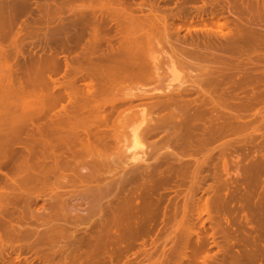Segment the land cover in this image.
I'll use <instances>...</instances> for the list:
<instances>
[{"label": "bare ground", "instance_id": "obj_1", "mask_svg": "<svg viewBox=\"0 0 264 264\" xmlns=\"http://www.w3.org/2000/svg\"><path fill=\"white\" fill-rule=\"evenodd\" d=\"M74 1L76 2V0H19V1H16V0L15 1L0 0V39H2L1 37H4L3 39H5V37L7 38V36H9L8 34L10 33V31L15 30V31H12L11 33L14 32V34L20 38L19 40L16 39V40H18V42H20V40L25 41V39L34 38L31 40V42L33 40L37 39L35 41V45L39 44L40 49H42V51H41L42 53L41 52L36 53V52H38L37 51L38 45L36 47L37 48L36 51L35 50H29L30 47L29 48L25 47L30 51L31 57H32V58L29 57L28 60L30 58L32 60L31 59H30V61L26 60L28 62L27 64L26 63L24 64V62H23L24 60H23L22 62L25 66L21 62H19L21 64V66H18L19 64H17V66H15L16 65L15 63L17 62V60H15L16 62H13L12 65L15 64L14 66L16 68L17 67H20V68L25 67V68L24 69L22 68L23 70L21 69V71L19 68L16 69V70L19 69L18 71H20V73H21L20 76H18L19 73L17 71L18 75L16 76V78L14 77L15 74L12 73L13 69H11L12 71L9 73V75L12 73L13 77L7 76V79H9L10 77L13 79H9V86L8 87L4 86L5 88L4 89L2 88L3 89L2 91L0 90V264H32L33 260H35V259L37 261L41 262V264H94L95 262L97 263V261L100 264H113L114 256L112 254L115 252V250H116V253L118 254V257L116 256V258H119V255H122V257H123V254H125L127 250H130V248H132V249L134 248V249H136V251H132L130 253V255H126L125 256L126 259L129 258L131 260L137 261V263L141 262L142 260H145L150 254V252H149L150 248L149 247L154 246V245H158L155 243L159 242V241H154L153 236L151 237V236L147 235L146 236L147 238L144 237V235L148 231V230H146L147 226H148L147 223L151 222L150 219H151V216L153 214L152 209L154 210V208L156 206L154 208H152V203L150 200L152 198H150V197L148 198V196L149 195L151 196V194L146 193L148 190L144 191L148 196L146 194L142 195L141 193H143V192L138 193L137 190H134L135 193L134 192L131 193L130 192L131 190H129L130 194L127 197L122 195L123 199L122 198L117 199V200L122 199L123 201H121V202H120V200L116 201V197H118L117 196L118 192H120L121 189H123L127 185V183L130 184V181L133 182L135 177H139V175L141 176L142 173H145L146 171H149L150 169H154L155 167H157L156 165H158L160 163V161H162L163 159H166V158L171 156V157H174V159H176V160H180L178 158L177 153L174 152L173 148H172V150H166L163 153L157 152L155 155H153L151 153V149L149 150L148 148L151 147V145H152L153 146L152 151H154V150H158L160 144H164L167 147H174L175 144L179 145V144H181V142H183L182 144H184L185 138L183 137L184 138V140H183L182 136L187 134V132L191 128V122L193 121V118H195V119L197 117L199 118L200 114L203 113L200 110V112H194L193 114H191L190 110L192 112L191 108L194 107L192 104H195L194 102L196 100H198L200 96L204 97L203 101L200 100V101H202V103H200V104H203V106L205 105L206 102H207V104H209L208 102H210V99L213 100L214 98L212 99V97H211L212 95H209L210 97L204 96L206 94L207 95L210 94V92L213 90V87L211 88L208 86L214 82L217 85V82L215 80H218V78H220V77H221V79H223L225 76L230 77V76H228V75H230L229 74L230 71L232 72V70H233V72H234V69L236 68V67L233 68L234 67L233 59L238 58V56H243V54H244L243 50L245 49L244 47H246V46L250 47V45L255 46L256 42H258V40H259L258 36H257L258 38L256 36H254V33H257V31L253 32L252 31L253 29L252 30L250 29L251 26L249 27L250 24L249 25L245 24V26H248V27L245 28L243 26L244 28H242V27H241L242 29L239 28L241 33H240V31H238L239 29L236 28L238 32H237V34H235L236 36L233 35L234 39H232L233 37L230 38L232 41H230V39L229 40L227 39L228 42H226V43L220 42L222 46L219 45L220 43L218 44L219 46H221L218 49H216V51H215L218 53H215L214 50H212V49L206 50V48H205L206 51H203L204 50L203 49V50H201L203 52H201L200 48L202 49V47H203L202 45L200 48H198L199 47L198 45H196L197 47H195V43L197 40L195 41L194 46L192 45L193 42H192V44L190 42H186V45H187V43H190L189 45L186 46L185 44H183V43H185V41L182 40L185 37H183L181 40L179 38L180 36L178 33L180 32V29H181V26L179 24L182 23L181 21L183 19L185 20L187 18L186 17L187 15L186 16L184 15L185 14V12H183L184 10L182 11L183 8L180 9L181 7H179L178 10L175 9L177 12L174 9H171V10L167 11L166 13H164V15L161 17V20H160L161 23L164 22V25L162 24L163 26L161 27V24H159L160 26L157 24H154L155 23L154 22L155 17L158 18L159 15L157 17V14H153V12H157V11L161 10V9L158 10V8L156 6L157 5L156 3L159 0L158 1L156 0L157 2L155 1V3L153 1H152L153 3H151L150 0H77V1H81V3H84L87 1L88 2L93 1V2H96L97 5L92 6L93 3H91L90 7L82 5L81 7H78V9H74L76 7H73V9L71 7H67V4H69L70 2H74ZM189 1H192L190 3H193V1L197 2V0H182V2H180V3L184 4V3L189 2ZM213 1L214 0H212V3H214ZM201 2H202V5L200 4V6H199V4H198V6L196 7L197 10L195 12L200 21H196V20H194L193 16H190L189 20H187V23L190 24V26L194 25V24L199 25V23H201V21H202V23L204 25H210V24H211V26H213V24L217 25L216 22H218V20H216V19H215L216 21L214 20L215 15L214 16H212V14L207 15L208 14L207 13L206 15L209 16L208 19H205L202 17L203 14L205 16V11H207L206 10L207 8H205V4L207 5L208 2L206 3L204 0H201ZM197 3H199V2H197ZM31 4L34 5L35 10L36 9L38 10L39 13L35 12V14L36 13L38 14V17L37 16L34 17L33 14L30 13L31 10L33 11V9L30 10V6H32ZM178 4H179V2L176 3V5H178ZM186 4H189V3H186ZM209 4L207 6L210 8L211 4L210 5ZM227 6H228V4H227ZM203 7L205 8V10ZM211 7H213V6H211ZM65 9L67 10V13H66ZM223 9L224 8H222V10ZM164 10H165V8H164ZM173 10L175 11L174 13H173ZM192 11H194V10H192ZM192 11H190V12H192ZM160 12H162V14H163L164 11L161 10ZM201 12H203V13H201ZM217 12H219V11H217ZM230 12H232V10H230ZM132 13H133V15H132ZM134 13L140 14L145 19L150 18L152 20V18L154 17L153 21L147 19L148 22L151 21L153 23H151V22L146 23L147 21L143 18H141L142 22H143V20H145V21L143 23L139 21L140 22L139 23L137 21L138 19L136 20V18H139L138 14H136L135 20H134V21H136V23L135 22L127 23L125 21L126 18H131L132 16H134ZM31 14H32V16H30ZM226 14H223V16H226ZM234 14L237 15V13H234ZM27 15L29 18L30 17L36 18L35 22L34 21L30 22L29 20H31L32 18L27 19V17H26ZM193 15H194V13H193ZM219 15H221L220 12H219ZM19 18H21L23 20L18 21ZM240 18H241V16H240ZM176 19H178V22H180V23H178V26L176 24L177 27H176V29H174L173 24H175V23H173V22ZM221 19L223 20V22L219 21L220 23H218L219 24L218 27L221 30V35H223L222 29L225 30V28H227V21L229 20V17H228V20H225L226 19L225 17H223ZM221 19H219V20H221ZM162 20H163V22H162ZM179 20H181V21H179ZM32 22H34V23H32ZM157 22L158 21L156 20V23ZM194 22H197V23H194ZM31 23L34 24V26L36 23H38L39 26H38V24H36L38 27L37 26L34 27V26H32ZM187 23H186V27L188 26ZM248 23H250V22H248ZM110 24H114L115 34H114V36L112 34L111 35L113 37H115L116 42L114 41V39H111L112 36H108V34H109L108 30H109ZM241 24H242V22H241ZM42 25H43V27H42ZM182 26H184V25H182ZM201 26H202V24H201ZM191 27L193 28V26H191ZM191 27H189V28H191ZM230 27H232V26H230ZM194 28H196V27H194ZM257 28H259V27H257ZM257 28H255V29H257ZM172 29L174 31L176 30L174 33L177 32V36H176V38L174 37V39H170L173 37L169 36V33H168ZM261 29L259 30V32L262 31ZM263 29H264V26H263ZM157 31L161 32L160 34H164V37L163 36L162 37L165 39L164 42L168 44V52L165 50L163 51L167 54L165 57V60H166L165 63H167L166 65L168 66V69L171 72H174L175 62H179L180 65L183 64L184 65L183 68L188 69L187 70L188 77H187V79L183 78V82L182 81L178 82L176 85L171 84L169 82L164 88H161V89L157 85V84H159L158 82L161 80L160 79L157 82V80H158L157 78H159L158 71L160 70V68H159L160 65H158V61H160V60H158L159 57H157L156 55L153 54L154 52H156V50L157 51L160 50L159 48L158 49L156 48V47H159V46H156V44L160 43L159 39H157V37L155 38V33H157ZM192 31H193V29H192ZM171 32H173V31H171ZM252 32H253V34H252ZM263 32H264V30L262 31V33ZM14 34H12V35H14ZM214 34H216V33H214ZM218 34L220 35V33H218ZM165 35H167V36H165ZM170 35H173V34H170ZM207 35H208V33H207ZM255 35H257V34H255ZM260 35H261L262 40H264V37H262V35H264V33L260 34ZM184 36H185V34H184ZM216 36H217V34H216ZM223 36H225V35H223ZM228 36H231V35H228ZM177 37L179 38V40ZM226 37H227V35H226ZM191 39L192 38H190V40ZM82 40H83V43H81ZM173 40H174V42H177L179 44V46L181 44L182 47L181 46L180 47L182 49L180 47L178 48V46H176V43H174ZM22 41L19 44V47H17V45L14 46L16 48V50H15V54L17 55L16 57H18V55H20V54L21 55L24 54L23 56L26 57V54L29 53V51H27L28 53L27 52L25 53L24 51H22V50H24V49H22V47L24 45V44L22 45V43H23ZM37 41L39 43H37ZM186 41H188V40H186ZM191 41H194V40H191ZM18 42H16V44H18ZM202 43H203V41H202ZM31 44H29V45H31ZM183 45L185 47H183ZM24 46H26V45H24ZM215 46H217V45H215ZM261 46H264V45L262 44ZM31 47H32V45H31ZM33 47H32V49H33ZM160 47H161V45H160ZM248 47H246V48H248ZM254 48L257 49V47H254ZM8 49L3 50V51H7ZM27 49H25V50H27ZM248 49H245V50H247L246 54L249 53L248 55H250V54L255 53V52L250 53V52L254 51V50H252V48H251V51H250V49L248 51ZM9 50H11V49H9ZM9 50H8L9 54L6 52L5 55L6 56H10V55L13 56L12 53L14 51L10 53ZM162 50L163 49H161V51H159V52L161 53ZM260 51H259V53H260ZM60 52H64L65 54L66 53L70 54L71 52H73V55H71V54L65 55V54L61 53L63 55V64H62L61 59H59V58H61ZM205 52H207V53H205ZM3 53H5V52H3ZM30 53L28 54V56L30 55ZM33 53L36 54V58L34 57L35 59L32 56ZM241 53H242V55H241ZM162 56H163V54H162ZM251 56H255V55H251ZM255 57H253V59L251 57H249V58H251L250 60L247 58H245V59L248 61V63H249V61H252L250 63V65H251V64H253ZM262 57H264V56H262ZM25 59H27V58H25ZM243 59L244 58L240 59V60H242L240 62L241 63L243 62L242 64L246 65V64H244ZM259 59H261V58H259ZM1 62H3V61H1ZM240 62H239V65H241ZM248 63H247V65L249 66ZM255 63H257V62H255ZM259 63H261V62H259ZM177 64L178 63H176V65ZM9 65H11V64H9ZM247 65L245 67L243 66L244 69L249 68ZM254 66L256 67V65H254ZM261 66H263V65H261ZM13 67L11 66V68H13ZM181 67H182V65H181ZM9 68H10V66H9ZM237 68H238V66H237ZM186 69H185V71H186ZM243 71H245V70H243ZM254 71H256V70H254ZM61 72H63V73L61 74ZM225 73H227L228 75H225ZM262 73H263V71H262ZM231 74H235V73H231ZM246 74H247V71H246ZM246 74H245V76H246ZM4 75H5V73H4ZM58 75L61 77V79H60V77H57ZM222 75H225V76L222 78ZM260 76H262V75H260ZM177 78L178 77H176V79L175 78L174 79L177 80ZM235 79H237V78H235ZM255 79H257V78H255ZM179 81H180V79H179ZM156 82H157V84H156ZM221 82L218 81V84H220ZM261 82H262V80H261ZM235 83H236V81H235ZM259 83L260 82H258V84ZM0 86L2 87V85H0ZM231 86H234V85H231ZM246 86H247V84H246ZM220 87H221V85H220ZM251 87H256V86H251ZM222 88H224V87H222ZM237 88H238V86H237ZM258 88L260 89V87H258ZM208 89L209 90L212 89V90L209 91ZM256 91H257V87H256ZM213 92L214 91H212V93ZM215 93H217V92L215 91ZM227 93H228V91H227ZM253 93H256V92L253 91ZM220 94L221 93H219V95ZM231 95H233L232 92H231ZM192 96H194L195 98L197 97V98L196 99L194 97L192 98ZM24 97H26V98L28 97L29 99L24 100ZM216 98H218V97H216ZM200 99H202V98H200ZM256 99H257V97H256ZM205 100H206V102H204ZM216 100H213V102H211V103H215ZM253 101H254V99H253ZM219 102H221V101H219ZM190 105L192 107H189ZM214 105H216V103ZM219 105H221V104H219ZM205 106H207V105H205ZM196 107H198V106H195L194 109ZM212 107H214V106H212ZM219 108H218V110H219ZM224 108H227V107H224ZM228 108L230 109L229 106H228ZM228 108H227V110H228ZM204 109H206V108H204ZM214 110L216 111V109H214ZM218 110H217V112H218ZM227 110H226V112H227ZM222 111L225 112V110H223V109H222ZM206 113H208V111ZM220 113H218V114H220ZM239 114H241V113H239ZM235 115H236V118H238L237 117L238 114H235ZM206 116H208V115H206ZM225 116H223V120H224ZM241 116H242V114H241ZM249 116H251V115H248V117ZM202 117H204V115H202ZM218 117H219V115H218ZM228 117H229V115L227 116V118ZM202 119H204V118H202ZM202 119L200 118V120H202ZM226 119L224 121H226ZM253 119H254V117H253ZM205 121H207V120H205ZM193 122H192V124H195ZM211 125H213V124H211ZM245 126H246V124H245ZM127 128H129V131H130L129 137H130V143L131 144L126 149H135V148H139V149H138V151H134V152L130 153L129 155H124L123 153H124L125 149L121 150L122 147L120 148L119 144L121 142L120 141L121 135ZM233 128H235V127H233ZM210 129H211V127H210ZM228 129H230V128H228ZM203 130H205V128ZM242 131H243V129H242ZM207 133H209V132H207ZM210 133H212V131ZM220 133L221 132H219V134ZM226 134H224L223 137ZM201 135H203V134H201ZM260 135L258 134V136H260ZM185 136H187V135H185ZM205 136H207V135H205ZM244 136L246 137V135H244ZM211 137H212V134H211ZM213 137H215V135ZM155 138H156V140H155ZM191 138L189 136V139H191ZM151 139H154V140H151ZM158 139L160 140L161 143L159 142ZM162 139H164V140L162 141ZM204 140H206V139H204ZM242 140H244V142H245L246 139H243V137H242ZM185 141L188 142L187 139ZM234 141H232V142H234ZM118 142H119V144H118ZM143 142H147V144L144 145ZM178 142H180V143L178 144ZM206 142H207V140H206ZM232 142H229V143H232ZM190 143H192V142H190ZM250 143H252V142H249V144ZM182 144H181L180 148H182ZM242 144H244V143H242ZM200 145L202 146V144H200ZM225 145H227V144H225ZM254 145H253V147H255ZM261 146H263V145H261ZM220 147H221L220 149L222 150V146H220ZM223 147L225 148V146H223ZM234 147L235 146H233L232 148H234ZM239 147L241 148V146H239ZM174 148L176 149V147H174ZM256 148H258V147L256 146ZM115 150H117V151H115ZM189 150H191V149H189ZM197 150H198V147H197ZM207 150H209V149H207ZM230 150H231V148H230ZM240 150L241 149H239V151ZM200 151H198V152L200 153ZM236 151H238V150H236ZM244 151H247V150H244ZM201 152H202V154L205 155V153L207 151L205 150V153H203V151H201ZM225 152L226 151L224 150V153ZM232 152H233V150H232ZM200 154H197L198 157ZM122 155L124 156V159L127 158L125 161H124V159H122ZM189 155H192V154H188V156ZM204 155H202V156H204ZM225 156L226 155H224V154L221 156L220 167H222V170L224 171L223 174L228 175V176H229L230 172L235 174L236 173L235 171L238 169V168H236L237 165L230 171V168L229 169L227 168L228 162H227V160H226L227 158ZM242 156H244V155H242ZM117 158H119V159L117 160ZM205 158H203V159H205ZM182 159L184 160L183 157H182ZM203 159L196 158V156H195L193 158L192 164L193 165L196 164L195 165V167H196V166H198L197 164H199L201 162L200 160H203ZM261 159H262V157H261ZM108 160L109 161L112 160L113 163H115L114 161H116V160L118 162H119V160H121L120 163L121 162L122 163L125 162V163L122 164L123 169L120 171V173H118V172L120 170L121 165L119 166V170L117 171V174H119V175H116V177H113V175L116 174V172L114 174L112 172L113 175H109V176H112V178L108 177L107 179H104L107 181H105L103 184H99L98 180L100 178H99V176L97 177V173L95 174V171L96 172L99 171L100 166L103 165V161H105V162L107 161L112 166L113 165V164H111L112 161L109 162ZM117 161L115 163L117 165L114 164L115 167H117L119 165V163ZM191 161L188 160L187 163L189 164V162H191ZM232 161L234 162V160H232ZM241 161H239V162H241ZM168 162L170 163L171 161H168ZM173 162H171L170 164H173ZM206 162H209L208 159ZM229 162H231V161H229ZM261 162H263V160ZM100 163L102 165H100ZM108 163H106V165ZM165 163H166V161H165ZM169 163H168V167H169ZM184 163H185V165L187 164L186 161ZM161 164H162V162H161ZM254 164H253V166H254ZM98 166H99V168H98ZM179 166L177 165V167H179ZM201 166H204V165H202V162H201ZM165 167H167V166L165 165ZM195 167H194V171L197 170V169H195ZM262 167H263V165H262ZM171 168H173V167H171ZM200 168H202V167H200ZM200 168L198 170H200ZM206 168H207V166H206ZM209 168L210 167L208 166L207 171L209 170ZM97 169H98V171H97ZM164 169L166 171V168H164ZM249 169L250 168H248V170ZM71 170H73V171H71ZM156 170H157V168H156ZM174 170H175V168H174ZM177 170H179V169H177ZM219 170H221V169L219 168ZM246 170H247V167H246ZM154 171H155V169H154ZM171 171H173V170H171ZM190 171H192V169ZM179 172H181V171H179ZM193 172L191 173V175L196 176L197 172H195V173H193ZM69 173L71 174V176L69 175ZM73 173H74V175H76V177H74ZM163 173L161 172V174H163ZM221 173H222V171H221ZM221 173H219V174H221ZM155 174H157V173H155ZM175 174H176V172H175ZM247 174H248V171H247ZM68 175H69V177H72V175H73V177H72L73 179L78 178L79 179L78 183L81 182L80 187L83 184H86V186H87L86 187L87 197H89V200L86 202L87 206H85V208H84V209H86V214L83 212L85 216H81V215H79L80 213H77V211H74L75 215L73 217L72 216L73 213H72L71 216L73 217V219L71 218L70 220H74L72 223V225H74L73 226L74 228H73V230H71V232H69L70 233L69 237H64V236H66V234L65 235L63 234L65 232H63L64 229H63L62 225H61V227H59V230L56 229L55 225H57L58 222H56L57 224H55V222H54V224L51 223L49 225V223L51 221L55 220V217H54V219H51V220H45V218H44V221L43 222L41 221L42 222L41 224H42V226L47 225V227L45 226L46 228L42 229L43 228L42 227L41 230L38 229V231H37V229H36V231H35L33 228H31L33 221H32V223L30 222L31 218L33 217V214H35V213H33V212H35V211H33V206H35L37 204L38 207H36V208H39V206H40V207H42V208H40L42 210L50 209L48 211H51L53 208H56L58 206V203H60V201H61V204H59V205L63 206L61 211L64 212V211H66L65 210L66 204L71 202L69 200H72L73 198H76L78 196H79V199H80V197H82V198L84 197V195H83V193H81L80 189H79L80 192L77 191L78 190L77 188H76L77 190H75L76 192H79L78 194L76 192L74 193V190L72 192V190L70 189L72 192V194H71V192L68 191L69 189L68 190L66 189L67 191L64 189L65 186H68V188H69V186L71 188H74V186L76 185L75 183H77V180H78V179L77 180L75 179L76 180V182H75V180L71 179L72 180L71 181L70 179H68L69 178ZM152 175H153V173H152ZM152 175L148 176V174H147L146 176H148V178L149 177L152 178ZM163 175H165V174H163ZM142 176H143V174H142ZM206 176H203V177L207 178ZM251 176H253V174ZM260 176H264V175H260ZM155 177L156 176H154L153 178H155ZM161 177H163V176H161ZM136 179H139V178H135V180ZM208 179L209 178H207V180ZM219 179H220V177H219ZM261 179H260V181H261ZM243 180H242V183H243ZM73 181H74V183H73ZM171 181H173V180H171ZM191 181H192V179H191ZM193 181H194V179H193ZM224 181H225V179H224ZM226 181L224 183H226ZM248 181L249 180H247V182ZM255 181H256V179H255ZM60 182H62V183H60ZM136 182H138L140 184L142 183L139 181H136ZM162 182H163V180H162ZM234 182H236V181H234ZM67 183H69V184H67ZM78 183H77V185H79ZM190 183H192V182H190ZM261 183H263V182H261ZM62 184H64V185H62ZM65 184H67V185H65ZM72 184H73V186H72ZM134 184H136V183H134ZM153 184H154V182H153ZM169 184H171V183H169ZM195 184H194V187H195ZM252 184L254 185V182ZM61 185L63 186V188ZM145 185H146V183H145ZM249 185L251 186V184H249ZM160 186H161V184H160ZM192 186H193V184H192ZM235 187H233V188H235ZM60 188H61V190H60ZM187 188H190V187H187ZM250 188H252V187H250ZM126 189H129V188H126ZM182 189H184V188H182ZM205 189H206V191L208 190L207 188H205ZM222 189H223V186H222ZM254 189L257 190L256 187H254ZM149 190H151V189H149ZM241 190H242V188H241ZM62 191H64V192H62ZM125 191H128V190H125ZM173 191H171V192H173ZM57 192H59V193H57ZM263 192H264V190H263ZM62 193H63V195H66V196H68L70 194L68 197L64 198L63 202H62V199L65 196H63L62 199H60ZM150 193H152V192H150ZM177 193H179V192H177ZM195 193H197V192L195 191ZM208 193H209V191H208ZM135 194H137L139 199H140V197L143 198V199L141 198L142 199L141 203L135 204V202H136V200H135L136 195ZM139 194H141L142 196L141 195L139 196ZM154 194L155 193H153V196H154ZM133 195H135V197H133ZM179 195H181V194H179ZM209 195H207V196H209ZM263 195H264V193H263ZM119 196L121 197V192H120ZM242 196H240V197L242 198ZM259 196H260V194H259ZM183 197H185V196H183ZM55 198L59 199V202H57V199L55 200ZM170 198H171V196H170ZM186 198H187V196H186ZM225 198H227V197H225ZM104 199H105V201H104ZM219 199H221V197ZM243 199L244 198H242V200ZM259 199H261V198H259ZM259 199H257V200H259ZM76 200H75V202H76ZM189 200L191 201L190 198H189ZM208 200H210V199H208ZM246 200L247 199H245V201ZM72 201H74V200H72ZM158 201L159 200H157V203H158ZM205 201L206 200H204V202ZM239 201H241V200H239ZM262 201H264V199ZM220 202H222V201L220 200ZM250 202H252V201H250ZM71 203H70L69 207L74 206V204L71 205ZM184 203H186V202H184ZM184 203L182 205L183 206L182 209H183V212L186 213V210H185L186 205ZM192 203H193V200H192ZM209 203L210 202L204 203L203 208H204L205 213L207 214V215H205V216H207V217H205V219H208L211 215L210 214V207L208 205ZM256 203H257V207H259L258 201ZM213 204H215V203H213ZM218 204H219V200H218ZM261 204H262V202H261ZM76 205H78V204H76ZM190 205L192 206L191 203L189 204V206ZM245 205H247V204H245ZM60 206H58V207H60ZM79 206H81V205H79ZM218 206H220V205H218ZM58 207L56 209H58ZM66 207L69 209L68 205ZM74 207L72 208L73 210H74ZM157 207H159V206H157ZM167 207H169V206H167ZM215 207H216V205H215ZM252 208L250 209V211L252 210ZM68 209H67V213L69 212ZM170 209H175V207L172 206V207H170ZM193 209H194V207H193ZM196 209H197V207H196ZM254 209H257V208H254ZM59 210H60V208H59ZM165 210H166V208H165ZM83 213H82V215H83ZM154 213H155V210H154ZM171 213H173V212H171ZM184 213H183V215H186ZM227 213L228 212H226V214ZM247 213H248V207H247ZM166 214H165V216H166ZM258 214H260V212ZM38 215H39V213H38ZM63 216H64V218H66L65 215H63ZM161 216H163V214ZM174 216H176V215H174ZM174 216H173V220H174ZM196 216L198 218V215H196ZM218 216H219V214H218ZM253 216H252V219H253ZM211 217H214V216L212 215ZM261 217H262V215H261ZM36 218H37V216H36ZM64 218H62V221ZM262 218L260 221H262ZM162 219H164V218H162ZM219 219L223 220V218H219ZM158 220H160V219H158ZM209 220L211 221L212 219L210 218ZM258 220H257V222H258ZM66 221L67 220L64 219L63 223L65 224ZM80 221H81V223H80ZM185 221H187V218L185 219ZM205 221H207V220H205ZM38 222H40V221H38ZM82 222L86 223V224L90 223L89 224L90 226L91 225L95 226V224H97V225L99 224L100 226L98 229V226L96 225L97 226L96 228L98 230H95V232L92 230L93 228L92 229L90 228L91 229L90 233H88L89 231L87 228L88 232L87 231L86 232L88 233V235L85 232L87 236H85V234L83 235L80 233L76 234L75 232L79 231L78 227H79V225L83 224ZM204 222H203V224H204ZM234 223L236 224V222H234ZM259 223H258V225H259ZM178 224L179 223L176 222V224L175 223L172 224V227H170V228H174ZM183 224L184 223H182V225ZM210 224H211V222H210ZM39 225L40 224H38V226ZM239 225H237V227ZM190 226H191V224H190ZM186 227H188V226H186ZM210 227H211V225H210ZM220 227H222V225ZM226 227H228V226H226ZM257 227H259V226H257ZM260 227H262L261 223H260ZM260 227H259V229H260ZM84 228L86 229L85 226H84ZM168 228H169V225H168ZM184 228H185V226H184ZM215 228L217 229V227H214V229ZM85 229H83V231ZM219 229H221V228H219ZM246 229H248V228H246ZM156 230L159 231V228H157ZM183 230L182 231L179 230L181 232V235H180L181 241L179 243H181L182 248L184 245L186 246V247L185 246L184 247L187 248L186 243H187L190 235L193 234L194 232H192V233L188 232L190 234L189 235L185 230L184 231ZM191 230L192 229H190L189 231H191ZM218 230H217V232H218ZM222 230H224V229H222ZM222 230H221V232H223ZM233 230H236V229H233ZM262 230H264L263 227H262ZM215 231H214V233H212V234L210 233V235H209L211 237L210 240L213 242L214 245H216L215 238L218 236V235L215 236L217 233V232L215 233ZM244 231H246V230L244 229ZM229 232H230V230L228 231V233ZM220 233H219V236H220ZM223 233H225V232H223ZM228 233L226 232V234H228ZM232 233H233V231H232ZM175 235H177V234H175ZM228 236H229V234H228ZM231 236H232V234H231ZM249 236H250V234H249ZM164 237H167V236H164ZM173 237H174V235H173ZM191 237H192V235H191ZM225 237H227V236H225ZM175 239H176V237H175ZM203 239H204V237H203ZM232 239H234L233 236H232ZM170 240H173V238H171ZM170 240H169V242H170ZM206 240H208V239H206ZM216 240H220V239L217 238ZM245 240H242V241H245ZM248 240H246V242ZM163 241H162V244L165 243V239ZM199 241H197V242L199 243ZM240 241H241V239L238 241L237 244L235 243L234 245H237V247H238L239 246L238 244L241 245L243 243V242L239 243ZM61 242H62V244L60 245ZM174 242H176V241H174ZM201 242H202V240H201ZM53 243H56V244L52 245ZM107 243H109V244L105 247L112 245L111 247H113V249H112L113 252L110 251V249L106 248L109 250V253L111 252L110 255L108 254V256L106 257L107 254L106 255L103 254L106 252L101 253V251H99L101 253V255H100V253L98 254L97 250L102 249L100 247L104 246ZM176 243H178V241ZM209 243H210V241H209ZM222 243H223V241H222ZM244 243L242 245H244ZM182 244H183V246H182ZM247 244H248V246L250 244V246H249L250 249L245 250L243 252V256L241 255V257L245 258L244 260H246L248 262L247 264H249V263L250 264H264V234L263 235L259 234L256 237H253L249 243L247 242ZM247 244L245 245V248H246ZM57 245H60L58 248L59 250L58 249L56 250L54 248ZM229 246L232 247L233 245L229 244ZM63 247L68 248V249L70 248V250L72 249L73 253H74V251H75V253L72 255V252L70 251L71 252V253H69V254H71V256H70L68 254L69 251L67 253L62 252L64 250L65 251L67 250L65 248L63 249ZM177 247H180V245ZM210 247H212V246H210ZM233 247H235V246H233ZM60 248H61V250H60ZM125 248L127 250H125V252H124ZM152 248H151V250H152ZM182 248H181V250H184ZM197 248H198V246H197ZM103 249H102V251H103ZM106 249H104V250H106ZM167 249H168V247H167ZM189 249H191V248H189ZM226 249L227 248L225 247V250ZM177 250H179V248ZM199 250H197V251H199ZM23 251H29L30 253H33L34 257L32 256L33 258L28 259L27 256H24L23 259H21L22 258L21 252L23 253ZM184 251H185V255L188 252H190V251H188L186 253L187 250H184ZM222 251H223V248H222ZM167 252H168V250H167ZM199 252H201V250ZM215 252H216V250H215ZM239 252L242 253V250L241 251L239 250ZM152 253H153V251H152ZM177 253L178 252H176V254ZM183 253L184 252H182V254ZM194 253H195V251H194ZM219 253H220V251H219ZM173 254H175V252ZM227 254L228 253H226V255ZM229 254H230V252H229ZM236 254H238V253L236 252ZM104 255H105V257H104ZM114 255H115V253H114ZM166 255H168V254H166ZM178 256L181 257V259H182V256L177 254V257ZM189 256L193 257V255H189ZM189 256L187 255L185 257H189ZM196 256H198V254H196ZM212 256L214 257V255H212ZM194 257H195V255H194ZM201 257H203V256H201ZM206 257H207V255H206ZM238 257H239V255H238ZM94 258L97 260L95 261ZM217 258H219V257H217ZM232 258H233V256H232ZM92 259H93V261H92ZM224 259H225V257H224ZM226 259L229 260V258H226ZM230 259H231V257H230ZM239 259H242V258H239ZM239 259L237 261H239ZM117 260H120V258ZM179 260H180V258H179ZM208 260L206 262H208ZM215 260H216V258H215ZM188 262H189V260H188ZM221 262H223V260ZM118 263H116V264H118ZM160 263H161V261H160ZM171 263H176V262H171ZM195 263L197 264L198 262L194 261L192 264H195Z\"/></svg>", "mask_w": 264, "mask_h": 264}, {"label": "rangeland", "instance_id": "obj_2", "mask_svg": "<svg viewBox=\"0 0 264 264\" xmlns=\"http://www.w3.org/2000/svg\"><path fill=\"white\" fill-rule=\"evenodd\" d=\"M12 1H15V0H12ZM16 1H19V0H16ZM155 3V1L156 0H150V2L151 3H153V2ZM158 1V0H157ZM156 1V2H157ZM206 3H207V5L210 3H212V0H204ZM227 1V2H226ZM229 1V2H228ZM178 3L179 2V4L178 5H176V3ZM180 2H182V0H159L156 4V6H157V8H158V10H163L164 12H163V14H162V12H160V11H157V12H153V14H157V17H158V15H159V17L158 18H156L155 17V20H154V24H157V25H159V24H161V27L164 25V22H163V20H162V22L163 23H161V17L164 15V13H166L167 11H169V10H171V9H179V7H181L180 9H182V11L183 12H185V16L187 17L184 21L182 20H179V21H181L182 23V25H184V26H182L181 24H179L180 26H181V29H180V32L178 33L179 34V38H180V40L183 38V37H185V38H183L182 40H184L185 41V43H183V44H185L186 45V42H190L191 44H192V42H193V46H194V43H195V41H196V43H195V47H197L196 45H198L199 47L198 48H200L201 47V45L203 46L202 47V49L200 48V51L201 50H203V51H206L207 49H212V50H214V52L216 51V49H218L219 47H221L222 45H221V43L220 42H223V43H226V42H228V40L230 39V38H232V39H234V36L233 35H235V34H237V32L238 31H240V29L239 28H247L248 26H245V24L247 25H249V27L251 26H253L252 28L250 27V29L253 31V32H255V31H257V33H254V36H258L257 38L259 39L258 40V42H256V45L255 46H252V45H250V47L252 48V50H254V51H252V52H250V53H253V52H255L254 54H250V55H248L249 53H247L246 54V51L247 50H245V49H250V51H251V48L250 47H248V46H246V47H248V48H246V47H244L245 49L243 50V52H244V54H243V56H238V58H236V59H233V65H234V67L233 68H235L234 69V72H233V70H232V72L230 71V75H228L227 73L229 72H227V73H225V75H228V76H230V77H227V76H225V75H222V78L224 79H221V77L220 78H218V80H215L216 82H217V85L215 84V82L214 83H211L208 87H213V90L212 89H210V90H212V91H214L213 93H212V91L210 92V94H206V95H204V96H209V95H212L211 97H212V99L213 100H216L215 101V103H216V105H214L215 103H211V102H213V100H211L210 99V102H208L209 104H207V102H206V100L204 101V102H206L205 103V105H207V106H203V104H200V103H202V101H203V99H204V97H199V99L198 100H196L194 103L195 104H192L194 107L195 106H198V107H196L195 109H194V107H192L191 105L189 106V107H192L191 109H192V112H191V110H190V113L191 114H193L194 112H200V110H201V112H203V113H199L200 114V116H199V118L197 117L196 119L195 118H193V123H195V124H192V122H191V128L189 129V131L187 132V134H185V135H187V136H185V135H183L182 136V138L184 137L185 138V140L187 139L188 140V142L187 141H185L184 140V138H183V140H184V144H182L183 142H181V144H182V148H180L181 147V144H179L180 142H178V144L179 145H176L175 144V146L174 147H176V149L174 148V147H167L166 145H164V144H160L159 145V148H158V150H154V151H152V149H153V146L151 145V147H149L148 149L150 150L151 149V153L153 154V155H155L157 152H160V153H163V152H165L166 150H172V148L174 149V152L175 153H177V155H178V158L180 159V160H176V159H174V157H168V158H166V159H163L162 161H160V163L158 164V165H156L157 167H155L154 169H155V171H154V169H148L149 171H144L145 173H142L143 174V176H142V174H141V176L139 175V177H135V178H139V179H136L135 180V178H134V180H133V182H131L130 181V184H128L127 183V187L126 188H129V189H126L125 187V189L123 188V189H121V197L119 196V194H120V192H118V194H117V196L118 197H116V201H119L120 200V202L121 201H123L122 199H123V196L122 195H124L125 197H127L129 194H130V192L132 193V192H134V190H137V192L138 193H140V192H143V193H141L142 195H145L146 193H149V194H151V196L149 195H147L148 196V198L150 197V198H152V199H150L151 200V203H152V208H154L155 206V208H154V210H155V213H154V210L152 209V216H151V219H150V221L151 222H148L147 224H148V226H147V229L146 230H148L147 231V233L144 235V237H146L147 235L148 236H153V238H154V241H159L158 243L156 242L155 244H158V245H154V246H150L149 248H150V254H149V256L145 259V260H142L141 262H138L137 263V261H134V260H131V259H129V258H127L126 259V255H130V253L132 252V251H136V249H132V248H130V250H127L126 248L124 249V252H125V250H127L126 251V253L125 254H123V257H122V255H119V258H120V260H117V259H119V258H116V256L118 257V254L116 253V250H115V255H114V253L112 254L113 256H114V262H113V264L115 263H118L119 261V263L118 264H192L194 261L196 262H198L197 264H243L244 262V264H247L248 262L246 261V260H244L245 258H243V257H241V255L243 256V252L245 251V250H247V249H250V244H249V246H248V244H247V242L249 243L250 242V240L253 238V237H256L257 235H263L264 234V230H262V227H263V229H264V201H262L264 198V195H263V190H264V176H260V175H264V57H262V56H264V46H261L262 44L264 45V40H262V38H261V35L260 34H263L262 33V31L264 30L263 29V26H264V0H214L213 2L215 3H212L211 5H210V8L205 4V8H207L206 10L207 11H205V16H204V14L202 15V17L203 18H205V19H208V17L209 16H207V15H210V14H212V16H214V20L216 19V20H218V22H216V24L217 25H215V24H213V26H211V24L210 25H204L203 23H202V21H201V23H199V25L197 24V25H191V26H193V28L190 26V24H188L187 23V20H189V17L190 16H193V18H194V20H196V21H200L199 19H198V17H197V14L195 13L196 12V10H197V6H198V4H199V6H200V4L202 5V2H201V0H197V2H199V3H197L196 1H193V3H190V2H192V1H189V2H186V3H189V4H186V3H180ZM195 2V3H194ZM219 2V3H218ZM258 2V3H257ZM262 2V3H261ZM91 3H93L92 4V6H95V5H97L96 4V2H93V1H87V2H84V3H81V1H77L76 0V2L74 1V2H70L69 4H67V7H71L72 9H73V7H76V8H74V9H78V7H81L82 5L83 6H88V7H90V5H91ZM217 3V4H216ZM227 4H228V6H227ZM230 4V5H229ZM32 5V4H31ZM187 5V6H186ZM33 6V7H32ZM32 6H30V10L31 9H33V11L31 10V12L30 13H32L33 14V16L34 17H38V14L36 13L35 14V12H38V10L36 9H34V5H32ZM165 6V7H164ZM186 6V7H185ZM194 6V7H193ZM211 6H213V7H211ZM225 6V7H224ZM32 7V8H31ZM163 9H162V8ZM218 7V8H217ZM164 8H165V10H164ZM204 8V7H203ZM205 8H204V10H205ZM222 8H224L223 10H222ZM232 10V12H230V10ZM189 9V10H188ZM216 9V10H215ZM66 10V9H65ZM173 10V13L176 11H174ZM186 10V11H185ZM192 10H194V11H192ZM190 11H192V12H190ZM217 11H219L220 12V14L221 15H219V12H217ZM225 11V12H224ZM228 11V12H227ZM65 12V11H64ZM159 12V13H158ZM177 12V11H176ZM188 12V13H187ZM215 12V13H214ZM39 13V12H38ZM66 13H67V10H66ZM65 13V14H66ZM192 13V14H191ZM193 13H194V15H193ZM201 13H203V12H201ZM200 13V14H201ZM208 13V14H207ZM226 14V16H223V14ZM234 13H237V15L236 14H234ZM32 14L30 15V16H32ZM136 14H138V13H134V16H132L131 18H126V22L127 23H132V22H135L136 23V21H134L135 20V16H136ZM190 14V15H189ZM207 14V15H206ZM29 15V14H28ZM28 15L26 16L27 17V19L29 18L28 17ZM67 15V14H66ZM132 15H133V13H132ZM139 16V18H136V20L139 22H142V20H141V18H143V19H145L143 16H141L140 14H138ZM65 16V15H64ZM220 16V17H219ZM240 16H241V18H240ZM22 17V16H21ZM24 17V16H23ZM151 17V16H150ZM223 17H225L226 19L225 20H228V17H229V20L227 21V28H225V30L224 29H222V34L223 35H225V36H223V35H221V30H220V28L218 27L219 26V24L218 23H220L219 21H222L223 22V20L221 19V18H223ZM232 17V18H231ZM33 20H32V19ZM152 18V17H151ZM154 18V17H153ZM153 18H152V20L149 18H146L145 20L147 21V19L148 20H151V21H153ZM160 18V19H159ZM221 19V20H219V19ZM20 19V20H19ZM18 19V21H21V20H23V19H21V18H19ZM29 19H31V20H29L30 22L31 21H34L35 22V20H36V18H33V17H30ZM159 19V20H158ZM163 19V18H162ZM198 19V20H197ZM145 20H143V22L145 21ZM156 20L158 21L157 23H156ZM215 20V21H216ZM242 20V21H241ZM244 20V21H243ZM151 21H147L146 23H150ZM247 23H246V22ZM34 22H32V23H34ZM139 22V23H140ZM142 22V23H143ZM236 22V23H235ZM241 22H242V24H241ZM248 22H250V23H248ZM31 23V24H32ZM151 23H153V22H151ZM173 23H175V24H173V26H174V29H176V27L178 26V23H180V22H178V19H176ZM184 23V24H183ZM186 23H187V27H186ZM194 23H197V22H194ZM215 23V22H214ZM253 23V24H252ZM36 24H38V23H36ZM35 24V26H34V24H32V26H34V27H36L37 25ZM163 24V25H162ZM176 24H177V26H176ZM192 24V23H191ZM201 24H202V26H201ZM229 24V25H228ZM232 24V25H231ZM255 24V25H254ZM204 25V26H203ZM234 25V26H233ZM38 26H39V24H38ZM37 26V27H38ZM160 26V25H159ZM217 26V27H216ZM230 26H232V27H230ZM239 26V27H238ZM244 26V27H243ZM42 27H43V25H42ZM45 27V26H44ZM189 27H191V28H189ZM194 27H196V28H194ZM206 27V28H205ZM229 27V28H228ZM257 27H259L262 31H260L259 32V28H257ZM212 28V29H211ZM219 28V29H218ZM236 28H238L239 30L237 31V29ZM241 28V29H242ZM255 28H257V29H255ZM15 29V28H14ZM113 29V30H112ZM114 29H115V27H114V24H110L109 25V30H108V32H109V34H108V36H114V34H115V31H114ZM161 29V28H160ZM188 29V30H187ZM192 29H193V31H192ZM218 29V30H217ZM229 29V30H228ZM232 29V30H231ZM259 29V30H258ZM205 30V31H204ZM212 30V31H211ZM227 30V31H226ZM234 30V31H233ZM12 31H15V30H12ZM12 31H10V33L8 34L9 36H7V38L5 37V39H3L4 37H1L2 39H0V85H2V87L0 86V90L2 91L5 87H8L9 86V79H13V78H9V79H7V76H12L13 74H15L14 75V77L16 78V76L18 75L17 74V71L20 69V71H21V69L23 68H20V67H17V68H19L18 70H16L17 68L15 67V66H17V64H19L18 66H21V64L19 63V62H21L22 64H23V62H24V64L26 63H28L27 61H30V59L32 58L31 57V53H30V51L29 50H35L36 51V49H37V51L38 52H36V53H40L41 51H42V49H40V46H39V44H37V43H39L38 41H37V45H38V47H37V45H35V41L37 40V39H35V40H33L32 42L34 43H32L31 42V40L32 39H34V38H31V39H25V41L23 40H20V42H18V40L20 39L19 37H17L15 34H14V32L13 33H11ZM111 31V32H110ZM171 31H173V32H171ZM170 32H168L169 33V36H171V37H173V38H170V39H174V37L176 38V36H177V32L176 33H174L175 31L172 29ZM200 31V32H199ZM210 31V32H209ZM217 31V32H216ZM193 32V33H192ZM203 32V33H202ZM216 33L217 34V36H216V34H214V33ZM236 32V33H235ZM253 32H252V34H253ZM159 33V34H158ZM161 32H158L157 31V33H155V38L157 37V39H159V41H160V45H161V47H160V45L159 44H156V46H159V47H156L157 49L159 48L160 50L159 51H161V49H163L162 50V52L160 53L159 51H157L156 50V52H154L153 54L154 55H156L157 57H159L158 58V60H160V61H158V65H160V72L158 71V76H159V78H157L156 80H157V82L159 83V84H157V82H156V84L159 86V88L161 89V88H164L169 82L171 83V84H177L178 82H183V78H185V79H187V77H188V74H187V70L188 69H186V71H185V69L183 68V64H181L182 65V67H181V65L179 64V62H175V69H174V72H171L169 69H168V66L166 65L167 63H165L166 62V60H165V57H166V53L165 52H163L164 50L165 51H167L168 52V44L167 43H165L164 41H165V39L163 38L164 37V34H160ZM207 33H208V35H207ZM218 33H220V35L218 34ZM227 33V34H226ZM240 33H241V31H240ZM259 33V34H258ZM12 34H14V35H12ZM112 34V35H111ZM139 34V33H138ZM170 34H173V35H170ZM184 34H185V36H184ZM191 34V35H190ZM211 34V35H210ZM255 34H257V35H255ZM161 35V36H160ZM199 35V36H198ZM226 35H227V37H226ZM228 35H231V36H228ZM107 36V37H108ZM112 36V37H113ZM163 36V37H162ZM165 36H167V35H165ZM212 36V37H211ZM236 36V35H235ZM9 37V38H8ZM16 37V38H15ZM111 37V39H114V41L116 42V39H115V37H113L112 38ZM177 37V38H178ZM192 38L191 40H194V41H191L190 40V38ZM202 37V38H201ZM207 37V38H206ZM215 37V38H214ZM225 39H224V38ZM262 37H264V35H262ZM179 38H178V40H179ZM187 38V39H186ZM197 38V39H196ZM206 40H205V39ZM219 38V39H218ZM224 40H223V39ZM256 38V39H257ZM16 39H18V40H16ZM188 40V41H186V40ZM199 39V40H198ZM205 41H204V40ZM215 39V40H214ZM228 39V40H227ZM156 40V39H155ZM210 40V41H209ZM217 40V41H216ZM21 41L23 42L22 43V45L24 44V45H26V46H24L23 45V47H22V49H24V50H22V51H24L25 53L27 52V51H29V53H30V55L28 56V54H26V57L25 56H23L24 54H20V55H18V57H16L17 55L15 54V50H16V48L14 47V46H16L17 45V47H19V44L21 43ZM202 41H203V43H202ZM208 41V42H207ZM230 41H232L231 39H230ZM16 42H18V44H16ZM32 44H31V43ZM114 42V43H115ZM173 42H174V40H173ZM81 43H83V40H82V42ZM174 43H176V46H178V48L181 46V44H180V46H179V44L177 43V42H174ZM190 43H187V45H189ZM215 43V44H214ZM220 43V44H219ZM222 43V44H223ZM29 44H31L32 45V47H33V49H32V47H31V45H29ZM213 44V45H212ZM221 45V46H219V45ZM259 44V45H258ZM29 45V46H28ZM186 45V46H187ZM215 45H217V46H215ZM2 47V48H1ZM25 47H27V48H29V50L27 49V48H25ZM37 47V48H36ZM182 47V46H181ZM180 47V48H181ZM183 47H185L184 45H183ZM214 47V48H213ZM254 47H257V49L256 48H254ZM11 49V50H9V49ZM205 48H206V50H205ZM254 48V49H253ZM2 49V50H1ZM6 49H8L9 51H10V53L11 52H13L12 53V55L13 56H6L5 54H6V52L8 53V50L7 51H3V50H6ZM25 49H27V50H25ZM40 49V50H39ZM182 49V48H181ZM249 49H248V51H249ZM257 52H256V51ZM261 50V51H260ZM5 52V53H3V52ZM203 51H201V52H203ZM259 51H260V53H259ZM23 52V53H24ZM242 52V53H243ZM42 53V52H41ZM65 54L64 52H60V57L61 58H59V59H61V62H62V64H63V55L62 54ZM156 53V54H155ZM205 53H207V52H205ZM215 53H218V52H215ZM242 53H241V55H242ZM9 54V53H8ZM67 54V53H66ZM65 54V55H66ZM71 55H73V52H71L70 53ZM70 54H67V55H70ZM152 54V55H153ZM158 54V55H157ZM161 54V55H160ZM162 54H163V56H162ZM6 57H5V56ZM35 55V56H34ZM62 55V56H61ZM247 55V56H246ZM251 55H255V56H251ZM260 55V56H259ZM20 56V57H19ZM22 56V57H21ZM32 56H33V58L35 57L36 58V54H32ZM16 59H15V58ZM29 57H31L29 60H28V58ZM249 57H251L252 59H253V57H255V59H254V61H253V64H251L250 65V63L252 62V61H249V63H248V61L245 59V58H247V59H251V58H249ZM25 58H27V59H25ZM34 58V59H35ZM242 58H244L243 60H244V64H246L247 65V63L249 64V68L248 69H244V67L246 66V65H243L240 61H242V60H240V59H242ZM259 58H261V59H259ZM257 59V60H256ZM15 60H17V62L15 61ZM19 60V61H18ZM24 60V61H23ZM27 60V61H26ZM32 60V59H31ZM256 60V61H255ZM1 61H3V62H1ZM23 61V62H22ZM13 62H16L14 65H12L13 64ZM239 62L241 63V65H239ZM255 62H257V63H255ZM259 62H261V63H259ZM176 63H178L177 65H176ZM259 63V64H258ZM263 63V64H262ZM9 64H11V65H9ZM23 64V65H24ZM258 64V65H257ZM22 65V66H23ZM254 65H256V67L254 66ZM260 65V66H259ZM261 65H263V66H261ZM9 66H10V68H9ZM11 66L13 67V68H11ZM25 66V65H24ZM237 66H238V68H237ZM244 66V67H243ZM254 66V67H253ZM259 66V67H258ZM15 68V69H14ZM25 68V67H24ZM23 68V69H24ZM158 68V69H159ZM11 69H13V71L11 70ZM22 69V70H23ZM250 69V70H249ZM252 69V70H251ZM258 69V70H257ZM10 70V71H9ZM243 70H245V71H243ZM250 72H249V71ZM254 70H256V71H254ZM12 71V73L9 75V73ZM20 71H18V73H19V75L18 76H20ZM246 71H247V74H246ZM255 73H254V72ZM259 71V72H258ZM262 71H263V73H262ZM5 73V75H4V73ZM245 72V73H244ZM249 72V73H248ZM63 72H61V74H62ZM231 73H235V74H231ZM258 75H257V74ZM261 73V74H260ZM60 74V75H61ZM245 74H246V76H245ZM232 75V76H231ZM244 75V76H243ZM251 75V76H250ZM260 75H262V76H260ZM157 76V77H158ZM186 76V77H185ZM13 77V76H12ZM56 77V76H55ZM57 77H60L59 75L57 76ZM176 77H178L177 78V80H175L176 79ZM243 77V78H242ZM252 77V78H251ZM14 78V79H15ZM175 78V79H174ZM234 78V79H233ZM235 78H237V79H235ZM239 78V79H238ZM255 78H257V79H255ZM5 79V80H4ZM60 79H61V77H60ZM179 79H180V81H179ZM233 79V80H232ZM259 79V80H258ZM223 82H221V81ZM239 80V81H238ZM244 80V81H243ZM261 80H262V82H261ZM186 81V80H185ZM218 81L219 82H221L220 84H218ZM235 81H236V83H235ZM239 83H238V82ZM249 81V82H248ZM254 81V82H253ZM248 82V83H247ZM253 82V83H252ZM258 82H260L259 84H258ZM230 83V84H229ZM81 84V83H80ZM225 84V85H224ZM229 84V85H228ZM236 84V85H235ZM243 84V85H242ZM246 84H247V86H246ZM249 84V85H248ZM220 85H221V87H220ZM231 85H234V86H231ZM256 86L257 87V91H256V87H251V86ZM5 86V87H4ZM237 86H238V88H237ZM240 86V87H239ZM245 86V87H244ZM207 87V88H208ZM222 87H224V88H222ZM258 87H260V89L258 88ZM3 88V89H2ZM215 88V89H214ZM233 88V89H232ZM248 88V89H247ZM262 88V89H261ZM224 89V90H223ZM230 89V90H229ZM232 89V90H231ZM209 90V89H208ZM209 90V91H210ZM238 90V91H237ZM259 90V91H258ZM215 91L217 92V93H215ZM227 91H228V93H227ZM234 91V92H233ZM236 91V92H235ZM253 91L254 92H256V93H253ZM225 92V93H224ZM231 92H232V94L233 95H231ZM242 92V93H241ZM248 94H247V93ZM250 92V93H249ZM209 93V92H208ZM212 93V94H211ZM219 93H221L220 95H219ZM224 93V94H223ZM260 93V94H259ZM219 96H218V95ZM194 95V94H193ZM231 95V96H230ZM236 97H235V96ZM247 95V96H246ZM261 95V96H260ZM203 96V95H202ZM215 96V97H214ZM225 96V97H224ZM239 96V97H238ZM194 96H192V98H193ZM210 97V96H209ZM216 97H218V98H216ZM243 97V98H242ZM256 97H257V99H256ZM260 97V98H259ZM195 98V97H194ZM197 98V97H196ZM195 98V99H196ZM200 98H202V99H200ZM232 98V99H231ZM238 98V99H237ZM245 98V99H244ZM252 98V99H251ZM259 98V99H258ZM263 98V99H262ZM26 99H29L28 97L26 98V97H24V100H26ZM207 99V98H206ZM222 99V100H221ZM224 99V100H223ZM236 99V100H235ZM243 99V100H242ZM251 99V100H250ZM253 99H254V101H253ZM261 99V100H260ZM200 100H202V101H200ZM200 101V102H199ZM208 101V100H207ZM219 101H221V102H219ZM242 101V102H241ZM248 101V102H247ZM197 102V103H196ZM253 104H251V103ZM261 102V103H260ZM211 103V104H210ZM249 103V104H248ZM213 104V105H212ZM218 104V105H217ZM219 104H221V105H219ZM209 105V106H208ZM214 106V107H212V106ZM236 107H235V106ZM246 105V106H245ZM258 105V106H257ZM201 106V107H200ZM228 106L230 107V109L228 108ZM203 107V108H202ZM210 107V108H209ZM213 109H212V108ZM220 107V108H219ZM224 107H227L228 108V110H227V108H224ZM233 107V108H232ZM255 107V108H254ZM199 108V109H198ZM204 108H206V109H204ZM218 108H219V110H218ZM232 108V109H231ZM237 108V109H236ZM190 109V108H189ZM204 109V110H203ZM208 109V110H207ZM214 109H216V111L214 110ZM221 109V110H220ZM222 109L223 110H225V112L224 111H222ZM235 109V110H234ZM203 110V111H202ZM211 110V111H210ZM217 110H218V112H217ZM226 110H227V112H226ZM231 110V111H230ZM249 110V111H248ZM208 111V113H206ZM237 111V112H236ZM242 111V112H241ZM248 111V112H247ZM211 112V113H210ZM221 112V113H220ZM234 114H238L237 115V117L238 118H236V115L234 114H232V113ZM244 112V113H243ZM218 113H220V114H218ZM223 113V114H222ZM226 113V114H225ZM230 113V114H229ZM239 113H241L242 114V116H241V114H239ZM215 114V115H214ZM247 114V115H246ZM202 115H204V117H202ZM206 115H208V116H206ZM218 115H219V117H218ZM225 116L224 117V120L227 118V116L229 115V117L226 119V121H224L223 120V116ZM248 115H251V116H249L248 117ZM214 116V117H213ZM216 116V117H215ZM247 116V117H246ZM208 117V118H207ZM246 117V118H245ZM253 117H254V119H253ZM200 118L202 119V118H204V119H202V120H200ZM210 118V119H209ZM236 118V119H235ZM245 118V119H244ZM256 118V119H255ZM232 119V120H231ZM251 119V120H250ZM204 120V121H203ZM205 120H207V121H205ZM214 120V121H213ZM248 120V121H247ZM253 120V121H252ZM257 120V121H256ZM213 121V122H212ZM221 121V122H220ZM232 121V122H231ZM246 121V122H245ZM206 122V123H205ZM211 122V123H210ZM217 122V123H216ZM229 122V123H228ZM231 122V123H230ZM249 122V123H248ZM251 122V123H250ZM197 123V124H196ZM204 124V125H203ZM211 124H213V125H211ZM245 124H246V126H245ZM252 124V125H251ZM260 126V127H259ZM210 127H211V129H210ZM233 127H235V128H233ZM262 127V128H261ZM202 128V129H201ZM205 128V130H203ZM220 128V129H219ZM228 128H230V129H228ZM237 128V129H236ZM196 129V130H195ZM222 129V130H221ZM242 129H243V131H242ZM250 129V130H249ZM193 130V131H192ZM200 130V131H199ZM215 130V131H214ZM226 130V131H225ZM235 130V131H234ZM238 130V131H237ZM203 131V132H202ZM212 131V133H210ZM200 132V133H199ZM207 132H209V133H207ZM216 132V133H215ZM219 132H221L220 134H219ZM227 134H226V133ZM233 132V133H232ZM243 132V133H242ZM191 133V134H190ZM193 133V134H192ZM198 133V134H197ZM206 133V134H205ZM231 133V134H230ZM263 133V134H262ZM129 134H130V131H129V128H127L123 133H122V135H121V142H120V144H119V142H118V144H119V147L121 148V150L122 149H125V151H124V155H129L130 153H132V152H134V151H138V149L139 148H135V149H126L131 143H130V137H129ZM201 134H203V135H201ZM211 134H212V137H211ZM215 135V137H213L214 135ZM219 134V135H218ZM224 134H226L224 137H223V135ZM258 134L260 135V136H258ZM205 135H207V136H205ZM244 135H246V137L244 136ZM189 136H190V138L191 139H189ZM204 138H203V137ZM218 136V137H217ZM258 136V137H257ZM188 137V138H187ZM201 137V138H200ZM206 137V138H205ZM213 139H211V138ZM217 137V138H216ZM242 137H243V139H246L245 140V142H244V140H242ZM158 138V137H157ZM195 138V139H194ZM222 138V139H221ZM236 138V139H235ZM195 141H194V140ZM204 139H206L207 140V142H206V140H204ZM215 139V140H214ZM239 139V140H238ZM151 140H154V139H151ZM150 140V141H151ZM155 140H156V138H155ZM159 140V139H158ZM157 140V141H158ZM164 139H162V141H163ZM209 140V141H208ZM235 140V141H234ZM252 140V141H251ZM257 140V141H256ZM182 141V140H181ZM232 141H234V142H232ZM263 141V142H262ZM159 142H160V140H159ZM190 142H192V143H190ZM226 142V143H225ZM229 142H232V143H229ZM244 143V144H242V143ZM247 142V143H246ZM249 142H252V143H250L249 144ZM261 144H260V143ZM144 143V145H146L147 144V142H143ZM161 143V142H160ZM174 143V142H173ZM172 143V144H173ZM186 143V144H185ZM196 143V144H195ZM214 143V144H213ZM234 143V144H233ZM246 143V144H245ZM191 144V145H190ZM200 144H202V146L200 145ZM225 144H227V145H225ZM232 146H231V145ZM242 144V145H241ZM255 144V145H254ZM258 144V145H257ZM174 145V144H173ZM172 145V146H173ZM184 145V146H183ZM198 145V146H197ZM253 145L255 146V147H253ZM261 145H263V146H261ZM117 146V145H116ZM191 146V147H190ZM195 148H194V147ZM220 146H222V150L220 149L221 147ZM223 146H225V148L223 147ZM233 146H235L234 148H232ZM239 146H241V148L239 147ZM245 146V147H244ZM252 146V147H251ZM256 146L258 147V148H256ZM179 147V148H178ZM189 147V148H188ZM197 147H198V150H197ZM201 147V148H200ZM250 147V148H249ZM194 148V149H193ZM200 148V149H199ZM206 148V149H205ZM214 150H213V149ZM216 148V149H215ZM219 148V149H218ZM228 148V149H227ZM230 148H231V150H230ZM243 148V149H242ZM253 148V149H252ZM263 148V149H262ZM189 149H191V150H189ZM207 149H209V150H207ZM239 149H241L240 151H239ZM260 151H259V150ZM118 150V149H117ZM117 150H115V151H117ZM203 151V153H205V150L207 151L206 153H205V155L204 154H202V152L201 151ZM224 150L226 151L225 153H224ZM232 150H233V152H232ZM236 150H238V151H236ZM244 150H247V151H244ZM256 152H255V151ZM198 151H200V153L202 154V155H204V156H202ZM244 151V152H243ZM188 152V153H187ZM194 154H193V153ZM198 152V153H197ZM211 152V153H210ZM239 152V153H238ZM246 152V153H245ZM200 154L199 155V157H198V155L197 154ZM208 153V154H207ZM220 153V154H219ZM260 153V154H259ZM185 154V155H184ZM188 154H192L194 157L196 156V158H200V159H203V158H205L206 156V158L205 159H203V160H200L201 162H202V165H204V166H201V162L199 163V164H197L198 166H196L195 167V165L196 164H192L193 163V156L192 155H189L188 156ZM210 154V155H209ZM226 155L225 157L227 158L226 160H227V168L229 169L230 168V171L237 165V167L236 168H238L235 172V174L234 173H231L230 172V174H229V176L228 175H225V174H223L224 173V171L222 170V167H220V165H221V156L222 155ZM239 156H238V155ZM241 154V155H240ZM262 154V155H261ZM121 155V154H120ZM183 155V156H182ZM230 155V156H229ZM235 155V156H234ZM242 155H244V156H242ZM241 156V157H240ZM121 157V156H120ZM127 157V156H126ZM129 157V156H128ZM182 157L184 158V160L186 161V163L188 162V160L189 161H191V162H189V164L187 163L186 165H185V161L182 159ZM230 157V158H229ZM244 157V158H243ZM246 157V158H245ZM261 157H262V159H261ZM191 158V159H190ZM229 158V159H228ZM243 158V159H242ZM119 158H117V160H118ZM122 159H124V156L122 155ZM127 158H125L124 159V161L126 160ZM188 159V160H187ZM207 159H208V161L209 162H206L207 161ZM234 160V162L232 161V160ZM246 159V160H245ZM116 160V161H117ZM175 160V161H174ZM182 160V161H181ZM231 161V162H229V161ZM242 160V161H241ZM263 160V162H261ZM109 161V160H108ZM112 161V160H111ZM111 161H109V162H111ZM116 161H114L115 163H116ZM120 161L121 160H119V165L117 166V167H115L114 166V164L115 163H113V161H112V163L111 164H113L112 166L106 161H103V165L100 163V165H102V166H100V168H99V166H98V168H99V171H98V169H97V171L98 172H96L95 171V174L97 173V177L99 176V180H98V183L99 184H103L105 181H107V180H104V179H107L108 177L109 178H112V176H109V175H113L115 172H116V174H114L113 175V177H116V175H119V174H117V171L119 170V166L121 165V167H120V170H119V172L118 173H120V171L123 169L122 167H123V165L122 164H124V163H120ZM165 161H166V163H165ZM168 161H171V162H173V164H170ZM239 161H241V162H239ZM252 161V162H251ZM161 162H162V164H161ZM169 163V167H168V163ZM182 162V163H181ZM233 162V163H232ZM106 163H108L107 165H106ZM184 163V164H183ZM236 163V164H235ZM255 163V164H254ZM175 164V165H174ZM179 166L180 164V166L179 167H177V165ZM191 164V165H190ZM210 164V165H209ZM234 164V165H233ZM244 164V165H243ZM252 164V165H251ZM253 164H254V166H253ZM261 164V165H260ZM115 165H117V164H115ZM161 165V166H160ZM165 165L168 167H165ZM243 165V166H242ZM257 165V166H256ZM262 165H263V167H262ZM114 166V167H113ZM184 166V167H183ZM191 168H190V167ZM206 166H207V168H208V166L210 167L209 168V170L207 171V168H206ZM212 166V167H211ZM239 166V167H238ZM262 168H261V167ZM166 168V171H165V169L164 168ZM171 167H173V168H171ZM182 167V168H181ZM194 167H195V169H199L200 167H202V168H200V170H196V171H194ZM218 167V168H217ZM232 167V168H231ZM241 167V168H240ZM245 167V168H244ZM246 167H247V170H246ZM156 168H157V170H156ZM171 168V169H170ZM174 168H175V170H174ZM219 168L221 169V170H219ZM248 168H250L249 170H248ZM259 170H258V169ZM162 169V170H161ZM177 169H179V170H177ZM192 169V171H190ZM218 169V170H217ZM255 169V170H254ZM261 169V170H260ZM76 170V169H75ZM171 170H173V171H171ZM187 170V171H186ZM202 170V171H201ZM216 170V171H215ZM71 171H73V170H71ZM77 171V170H76ZM152 171V172H151ZM155 173H157V174H155ZM179 171H181V172H179ZM183 171V172H182ZM189 171V172H188ZM194 171V172H193ZM212 171V172H211ZM221 171H222V173H221ZM247 171H248V174H247ZM112 172H113V174H112ZM161 172L163 173V174H165V175H163V174H161ZM170 172V173H169ZM175 172H176V174H175ZM195 173V172H197L196 173V176H192L191 175V173ZM246 172V173H245ZM71 173V172H70ZM69 173V175L71 176V174ZM152 173H153V175H152ZM190 173V174H189ZM219 173H221V174H219ZM244 173V174H243ZM148 174V176H151L152 175V178L154 177V176H156L155 178H151V177H149L148 178V176H146ZM155 174V175H154ZM183 174V175H182ZM238 174V175H237ZM253 174V176H251ZM260 174V175H259ZM69 175H68V177H69ZM73 175H74V173H73ZM73 175H72V177H73ZM167 175V176H166ZM171 175V176H170ZM177 175V176H176ZM189 177H188V176ZM207 175V176H206ZM213 175V176H212ZM225 175V176H224ZM244 175V176H243ZM161 176H163V177H161ZM203 176H206L207 178H209L208 180H207V178H204ZM216 178H215V177ZM224 176V177H223ZM72 177H69L68 179H72V180H77L78 178H72ZM74 177H76V175H74ZM166 177V178H165ZM180 177V178H179ZM183 177V178H182ZM219 177H220V179H219ZM230 177V178H229ZM247 177V178H246ZM262 179H261V178ZM141 178V179H140ZM163 178V179H162ZM197 178V179H196ZM215 178V179H214ZM240 178V179H239ZM251 178V179H250ZM254 180H253V179ZM160 179V180H159ZM165 179V180H164ZM180 179V180H179ZM191 179H192V181H191ZM193 179H194V181H193ZM199 179V180H198ZM224 179H225V181H226V183H224L225 181H224ZM229 179V180H228ZM234 179V180H233ZM244 179V180H243ZM255 179H256V181H255ZM260 179H261V181H260ZM71 180V181H72ZM76 180H75V182H76ZM141 180V181H140ZM144 180V181H143ZM147 180V181H146ZM162 180H163V182H162ZM171 180H173V181H171ZM182 180V181H181ZM184 180V181H183ZM220 180V181H219ZM242 180H243V183H242ZM246 180V181H245ZM247 180H249L248 182H247ZM259 182H258V181ZM263 180V181H262ZM136 181H139V182H142L141 184L140 183H138V182H136ZM150 181V182H149ZM156 181V182H155ZM170 181V182H169ZM180 181V182H179ZM205 181V182H204ZM214 181V182H213ZM234 181H236V182H234ZM241 181V182H240ZM245 181V182H244ZM68 182V181H67ZM70 182V181H69ZM79 182V179L77 180V183ZM153 182H154V184H153ZM190 182H192V183H190ZM212 182V183H211ZM218 182V183H217ZM229 182V183H228ZM231 182V183H230ZM240 182V183H239ZM254 182V185L252 184ZM261 182H263V183H261ZM60 183H62V182H60ZM59 183V184H60ZM73 183H74V181H73ZM77 183H75L76 185V187L74 186V188H71L70 186H69V188H68V186H65L64 187V189L66 190H68L69 192H71V190H72V192H73V190H74V193L76 192L75 190H77V191H79V189H80V191H81V193H83V195H84V197L82 198V197H80V199H79V196L78 197H76V198H73L72 200H74V201H72V200H69V201H71V202H69V203H67L66 204V206L68 205V207L70 206V203H71V205L72 204H74V210L72 209L73 207H69V209L65 206V210L66 211H61L62 210V207L63 206H60L59 204H61V201H60V203H58V206H60V207H58V209H56V208H53L51 211H48V210H50V209H45V210H42V209H40V208H42V207H40L39 206V208H36V207H38V205L36 204L35 206H33V211H35V212H33V213H35V214H33V217L31 218V220H30V222L32 223V221H33V223H32V226H31V228H33L35 231H36V229H37V231H38V229H40L41 230V228L42 229H44V228H46L47 227V225H44V226H42V222L44 221V218H45V220H51V219H54V217H55V220L54 221H51L50 223H49V225L51 224V223H53L54 224V222H55V224H57L56 222H58V224L57 225H55V227H56V229L57 230H59V227H61V225L63 226V229H64V231L63 232H65V233H63L64 235L66 234V236H64V237H69V235H70V233L69 232H71V230H73V226L74 225H72V223H73V221L74 220H70L71 218L73 219V217H74V211H77V213H80L79 215H81V216H85L84 215V213L86 214V209H84L85 208V206H87V201L89 200V197H87V189H86V184H83L81 187H80V184H81V182L80 183H78L79 185H77ZM134 183H136V184H134ZM145 183H146V185H145ZM150 183V184H149ZM169 183H171V184H169ZM196 183V184H195ZM238 183V184H237ZM67 184H69V183H67ZM67 184H65V185H67ZM160 184H161V186H160ZM163 184V185H162ZM192 184H193V186H192ZM194 184H195V187H194ZM198 184V185H197ZM218 184V185H217ZM241 184V185H240ZM247 186H245V185ZM249 184H251V186L249 185ZM260 184V185H259ZM62 185H64V184H62ZM61 185V186H62ZM139 185V186H138ZM179 185V186H178ZM197 185V186H196ZM217 185V186H216ZM223 186V189H222V186ZM250 187H252V188H250ZM256 185V186H255ZM72 186H73V184H72ZM158 186V187H157ZM178 186V187H177ZM181 186V187H180ZM186 186V187H185ZM226 186V187H225ZM236 186V187H235ZM240 186V187H239ZM144 187V188H143ZM171 187V188H170ZM175 187V188H174ZM177 187V188H176ZM187 187H190V188H187ZM193 187V188H192ZM207 188L208 190L206 191V189L205 188ZM218 187V188H217ZM230 187V188H229ZM233 187H235V188H233ZM254 187H256L257 188V190L256 189H254ZM62 188H63V186H62ZM77 188V189H76ZM167 188V189H166ZM182 188H184V189H182ZM196 188V189H195ZM210 188V189H209ZM240 190H239V189ZM241 188H242V190H241ZM251 190H250V189ZM63 189V190H64ZM71 189V190H70ZM149 189H151V190H149ZM158 189V190H157ZM161 189V190H160ZM166 189V190H165ZM171 189V190H170ZM195 189V190H194ZM198 189V190H197ZM205 191H204V190ZM249 189V190H248ZM263 189V190H262ZM60 190H61V188H60ZM66 190V191H67ZM125 190H128V191H125ZM129 190H131L130 192H129ZM133 190V191H132ZM147 191L146 193L144 192V191ZM174 190V191H173ZM182 190V191H181ZM255 190V191H254ZM58 191V190H57ZM79 191V192H80ZM154 191V192H153ZM171 191H173V192H171ZM195 191L197 192V193H195ZM208 191H209V193H208ZM238 191V192H237ZM241 191V192H240ZM253 191V192H252ZM62 192H64V191H62ZM72 192H71V194H72ZM79 192H76L77 194L79 193ZM136 192V193H137ZM150 192H152V193H150ZM171 192V193H170ZM176 192V193H175ZM177 192H179V193H177ZM207 192V193H206ZM262 192V193H261ZM57 193H59V192H57ZM61 193V192H60ZM73 193V194H74ZM135 193V192H134ZM137 193V194H138ZM153 193H155L154 194V196H153ZM160 193V194H159ZM185 193V194H184ZM193 196H191L190 194ZM137 194H135L136 195V202H135V204H139V203H141V200L143 199L142 197H140V199H139V197L137 196ZM141 194H139V196L141 195ZM179 194H181V195H179ZM187 194V195H186ZM210 194V195H209ZM213 196H212V195ZM224 194V195H223ZM228 194V195H227ZM254 194V195H253ZM259 194H260V196H259ZM60 195V194H59ZM70 195V194H69ZM68 195V196H69ZM135 195H133V197H135ZM141 195V196H142ZM159 197H157V196ZM185 196V197H183V196ZM207 195H209V196H207ZM231 195V196H230ZM244 197H243V196ZM253 195V196H252ZM257 195V196H256ZM63 196H65V197H63ZM68 196H66V195H63V193L61 194V197H60V199H62V197H63V199H62V202L64 201V198H66V197H68ZM170 196H171V198H170ZM186 196H187V198H186ZM217 196V197H216ZM224 196V197H223ZM229 196V197H228ZM240 196H242V198H244L243 200H242V198L240 197ZM59 197V196H58ZM124 197V198H125ZM132 197V198H133ZM138 197V198H137ZM157 197V198H156ZM183 197V198H182ZM196 197V198H195ZM210 197V198H209ZM212 197V198H211ZM221 197V199H219ZM225 197H227V198H225ZM240 197V198H239ZM246 197V198H245ZM254 197V198H253ZM118 198H122V199H119V200H117ZM142 198V199H141ZM189 198L191 199V201L189 200ZM207 198V199H206ZM239 198V199H238ZM259 198H261V199H259ZM57 198H55V200H56ZM77 199V200H76ZM154 199V200H153ZM159 200L158 201V203H157V200ZM178 199V200H177ZM203 199V200H202ZM208 199H210V200H208ZM215 199V200H214ZM232 199V200H231ZM245 199H247L246 201H245ZM249 199V200H248ZM257 199H259V200H257ZM75 200H76V202H75ZM102 200V199H101ZM174 200V201H173ZM188 200V201H187ZM192 200H193V203H192ZM204 200H206L205 202H204ZM217 200V201H216ZM218 200H219V204H218ZM220 200L222 201V202H220ZM229 200V201H228ZM239 200H241V201H239ZM104 201H105V199H104ZM161 201V202H160ZM176 201V202H175ZM179 201V202H178ZM197 201V202H196ZM203 201V202H202ZM215 201V202H214ZM226 201V202H225ZM243 201V202H242ZM250 201H252V202H250ZM258 201V206L260 207H257V202ZM57 202H59V199H57ZM56 202V203H57ZM67 202V201H66ZM79 202V203H78ZM81 202V203H80ZM167 202V203H166ZM184 202H186V203H184L185 205H186V213H184L183 212V203ZM208 202H210L208 205H209V207H210V217L208 218V219H205V217H207V216H205V215H207L206 213H205V211H204V203H208ZM212 202V203H211ZM260 202V203H259ZM261 202H262V204H261ZM156 203V204H155ZM165 203V204H164ZM170 203V204H169ZM192 204V206L190 205L189 206V204ZM203 203V204H202ZM213 203H215V204H213ZM40 204V203H39ZM64 204V203H63ZM76 204H78V205H76ZM201 204V205H200ZM214 206H213V205ZM245 204H247V205H245ZM79 205H81V206H79ZM178 205V206H177ZM215 205H216V207H215ZM218 205H220V206H218ZM241 205V206H240ZM245 207H244V206ZM249 205V206H248ZM251 205V206H250ZM157 206H159V207H157ZM166 206V207H165ZM167 206H169V207H167ZM172 206H174L175 207V209H170V207H172ZM177 206V207H176ZM190 208H189V207ZM202 206V207H201ZM213 206V207H212ZM218 206V207H217ZM223 206V207H222ZM254 206V207H253ZM263 206V207H262ZM193 207H194V209H193ZM196 207H197V209H196ZM244 207V208H243ZM247 207H248V213H247ZM253 207V208H252ZM36 208V209H35ZM59 208H60V210H59ZM165 208H166V210H165ZM212 208V209H211ZM217 208V209H216ZM219 208V209H218ZM225 208V209H224ZM252 208V210L250 211V209ZM254 208H257V209H254ZM259 208V209H258ZM39 209V210H38ZM67 209H68V213H67ZM76 209V210H75ZM81 209V210H80ZM158 211H157V210ZM168 209V210H167ZM188 209V210H187ZM160 210V211H159ZM174 210V211H173ZM190 210V211H189ZM196 210V211H195ZM221 210V211H220ZM226 210V211H225ZM256 210V211H255ZM258 210V211H257ZM260 210V211H259ZM262 210V211H261ZM56 211V212H55ZM59 211V212H58ZM82 211V212H81ZM157 211V212H156ZM166 211V212H165ZM182 211V212H181ZM193 211V212H192ZM195 211V212H194ZM255 213H253V212ZM44 212V213H43ZM46 212V213H45ZM55 212V213H54ZM84 212V213H83ZM169 212V213H168ZM171 212H173V213H171ZM181 212V213H180ZM203 212V213H202ZM213 214H212V213ZM226 212H228L227 214H226ZM257 212V213H256ZM260 212V214L262 215V217H261V215L260 214H258ZM37 213V214H36ZM38 213H39V215H38ZM43 213V214H42ZM52 213V214H51ZM72 213H73V215H72ZM82 213H83V215H82ZM167 213V214H166ZM183 213L184 214H186V215H183ZM201 215H199V214ZM57 216H55V215ZM163 214V216H161ZM165 214H166V216H165ZM203 214V215H202ZM218 214H219V216H218ZM222 214V215H221ZM50 215V216H49ZM54 215V216H53ZM63 215H65V217L66 218H64V216ZM73 217H72V216ZM174 215H176V216H174ZM196 215H198V218H197V216ZM214 216V217H211V216ZM228 215V216H227ZM254 215V216H253ZM36 216H37V218H36ZM41 218H40V217ZM62 216V217H61ZM159 216V217H158ZM161 216V217H160ZM173 216H174V220H173ZM187 216V217H186ZM190 216V217H189ZM222 216V217H221ZM230 216V217H229ZM252 216H253V219H252ZM39 217V218H38ZM59 217V218H58ZM187 218V221H185V219ZM234 217V218H233ZM34 218V219H33ZM62 218H64V219H66L67 221L65 222V224L63 223V221H64V219H63V221H62ZM162 218H164V219H162ZM176 218V219H175ZM212 219L211 221L209 220V219ZM214 218V219H213ZM219 218H223V220L222 219H219ZM259 220H258V219ZM261 218H262V221H260L261 220ZM38 219V220H37ZM155 219V220H154ZM158 219H160V220H158ZM190 219V220H189ZM251 221H250V220ZM205 220H207V221H205ZM237 220V221H236ZM254 220V221H253ZM257 220H258V222H257ZM36 221V222H35ZM38 221H40V222H38ZM42 221V222H41ZM72 221V222H71ZM156 221V222H155ZM161 221V222H160ZM185 221V222H184ZM205 221V222H204ZM231 221V222H230ZM253 221V222H252ZM38 222V223H37ZM79 222V221H78ZM153 222V223H152ZM159 222V223H158ZM176 222L177 223H179L178 225H176L174 228H170V227H172V224H176ZM203 222H204V224H203ZM209 222V223H208ZM210 222H211V224H210ZM234 222H236V224L234 223ZM261 223V226L262 227H260V223ZM70 223V224H69ZM80 223H81V221H80ZM83 223V222H82ZM170 223V224H169ZM182 223H184L183 225H182ZM245 223V224H244ZM258 223H259V225H258ZM36 224V225H35ZM38 224H40L39 226H38ZM86 223H83L82 225H79V231H77V232H75L76 234H78V233H80V234H85V236H87L88 235V233H90V230L92 229L94 232H95V230H98L99 229V224L97 225V224H95V226L93 225H89L90 223H87L86 225H85ZM152 224V225H151ZM158 224V225H157ZM161 224V225H160ZM190 224H191V226H190ZM194 224V225H193ZM203 224V225H202ZM211 225V227H210V225ZM234 224V225H233ZM240 224V225H239ZM98 226V229L96 228L97 226ZM155 225V226H154ZM166 225V226H165ZM168 225H169V228H168ZM222 225V227H220ZM237 225H239L238 227H237ZM242 225V226H241ZM245 225V226H244ZM259 226L260 227V229H259V227H257V226ZM38 226V227H37ZM46 226V227H45ZM84 226L86 227V229L84 228ZM184 226H185V228H184ZM186 226H188V227H186ZM190 226V227H189ZM217 227V229L215 228L214 229V227ZM219 226V227H218ZM226 226H228V227H226ZM231 226V227H230ZM244 226V227H243ZM35 227V228H34ZM83 227V228H82ZM96 229H95V228ZM150 227V228H149ZM211 229H210V228ZM224 227V228H223ZM81 228V229H80ZM87 228H88V231H87ZM91 228V229H90ZM157 228H159V231L158 230H156ZM163 228V229H162ZM165 228V229H164ZM181 228V229H180ZM219 228H221V229H219ZM230 228V229H229ZM246 228H248V229H246ZM250 228V229H249ZM62 229V230H63ZM68 229V230H67ZM83 229H85L84 231H83ZM152 229V230H151ZM171 229V230H170ZM185 230L187 233L188 232H194L193 234H191L192 235V237H191V235H190V237H189V239H188V241H187V243H186V245H187V248H185L184 246H183V244H182V246H183V248L181 247V243H179L180 241H181V239H180V235H181V232L179 231V230ZM190 229H192L191 231H189ZM219 229V230H218ZM222 229H224V230H222ZM232 229V230H231ZM233 229H236V230H233ZM244 229L246 230V231H244ZM253 229V230H252ZM257 229V230H256ZM66 230V231H65ZM164 230V231H163ZM183 230V231H184ZM188 230V231H187ZM213 230V231H212ZM216 230V231H215ZM217 230H218V232H217ZM221 230L223 231V232H225V233H223V232H221ZM230 230V232L228 233V231ZM88 233H87V232ZM92 231V232H93ZM196 231V232H195ZM198 231V232H197ZM211 231V232H210ZM214 231H215V233H216V235L215 236H217L216 238H215V243H216V245H214L213 244V242L210 240L211 239V237L209 236L210 235V233L212 234V233H214ZM232 231H233V233H232ZM236 231V232H235ZM254 231V232H253ZM87 233V235H86V233ZM93 232V233H94ZM154 232V233H153ZM177 232V233H176ZM180 232V233H179ZM221 232V233H220ZM226 232L229 234V236H228V234H226ZM243 232V233H242ZM259 232V233H258ZM68 233V234H67ZM74 233V234H75ZM158 233V234H157ZM168 235H167V234ZM207 233V234H206ZM219 233H220V236H219ZM223 233V234H222ZM79 234V235H80ZM95 234V233H94ZM157 234V235H156ZM166 234V235H165ZM175 234H177V235H175ZM231 234H232V236H233V238L234 239H232V236H231ZM249 234H250V236H249ZM68 235V236H67ZM90 235V234H89ZM156 235V236H155ZM173 235H174V237H173ZM223 235V236H222ZM237 235V236H236ZM155 236V237H154ZM164 236H167V237H164ZM199 238H198V237ZM208 238H207V237ZM225 236H227V237H225ZM63 237V238H64ZM175 237H176V239H175ZM197 237V238H196ZM203 237H204V239H203ZM147 238V237H146ZM171 238H173V240H170ZM196 238V239H195ZM220 239V240H216V239ZM247 238V239H246ZM66 239V238H65ZM159 239V240H158ZM165 239V243H163L162 244V241ZM180 239V240H179ZM206 239H208V240H206ZM227 239V240H226ZM241 239V241L239 242V243H246L247 244V246H246V248H245V243H244V245H240V244H238L239 246L237 247V245H234L235 243L237 244L238 243V241ZM248 240L247 242H246V240ZM169 240H170V242H169ZM200 240V241H199ZM201 240H202V242H201ZM225 240V241H224ZM242 240H245V241H242ZM174 241H178V243H176V242H174ZM197 241H199V243L197 242ZM209 241H210V243H209ZM222 241H223V243H222ZM229 241V242H228ZM164 242V241H163ZM167 242V243H166ZM169 242V243H168ZM207 242V243H206ZM212 242V243H211ZM218 242V243H217ZM201 243V244H200ZM203 243V244H202ZM56 243H53L52 245H55ZM62 244V242L60 243V245ZM109 243H107V244H105L104 246H101L100 248H104V249H106V248H108V249H110V251H112L113 252V247H111V246H108V247H105V246H107ZM200 244V245H199ZM210 244V245H209ZM212 244V245H211ZM227 244V245H226ZM229 244H232L233 246H235V247H231V246H229ZM60 245H57V246H55L54 248L57 250L58 248H59V246ZM180 245V247H177V246H179ZM196 245V246H195ZM202 245V246H201ZM207 245V246H206ZM223 245V246H222ZM157 246V247H156ZM197 246H198V248H197ZM210 246H212V247H210ZM217 248H216V247ZM221 246V247H220ZM229 246V247H228ZM116 247V246H115ZM153 247V248H152ZM167 247H168V249H167ZM171 247V248H170ZM175 247V248H174ZM191 248V249H189V248ZM225 247L227 248L226 250H225ZM65 247H63V249H64ZM151 248H152V250H151ZM179 248V250H177ZM181 248L182 249H184V250H187L186 251V253L188 252V251H190V252H188L186 255H185V251L184 250H181ZM205 250H204V249ZM222 248H223V251H222ZM240 248V249H239ZM245 248V249H244ZM62 249V250H63ZM65 249H67L66 251L64 250V251H62V252H68V254L69 253H71L72 252V255L75 253V251H74V253H73V250L71 249L70 250V248L68 249V248H65ZM99 249V248H98ZM102 249H99V250H97L98 251V254L100 253L99 251H101V253H103V252H106V253H103V254H107L106 255V257L108 256V254L110 255V253H109V250L108 249H106V250H104L103 249V251H102ZM171 249V250H170ZM201 250V252H199V251H197V250ZM221 249V250H220ZM241 251L242 250V253L241 252H239V250ZM59 250V249H58ZM60 250H61V248H60ZM166 250V251H165ZM167 250H168V252H167ZM177 250V251H176ZM215 250H216V252H215ZM225 250V251H224ZM232 252H231V251ZM71 251V252H70ZM130 251V252H129ZM152 251H153V253H152ZM175 252V254H173L174 252ZM194 251H195V253L196 254H198V256H196V254L194 253ZM219 251H220V253H219ZM228 251V252H227ZM235 251V252H234ZM94 252V251H93ZM171 252V253H170ZM176 252H178L177 254H179L180 256H182V259H181V257H177V254H176ZM182 254V252H184L182 255L180 254V253ZM229 252H230V254H229ZM236 252L238 253V254H236ZM65 253V254H66ZM101 253H100V255H101ZM165 253V254H164ZM170 253V254H169ZM226 253H228L227 255H226ZM102 254V255H103ZM117 254V255H116ZM166 254H168V255H166ZM67 255V254H66ZM70 256H71V254H69ZM105 255H104V257H105ZM152 255V256H151ZM160 255V256H159ZM189 256V255H193V257H191V256H189V257H185V256ZM194 255H195V257H194ZM205 256L204 258L203 257H201V256ZM206 255H207V257H206ZM212 255H214V257L212 256ZM229 255V256H228ZM238 255H239V257H238ZM24 256H27V258L28 259H31V258H33L34 257V255H33V253H30L29 251H23V253L21 252V259H23V257ZM33 256V257H32ZM165 258H163V257ZM170 256V257H169ZM173 256V257H172ZM232 256H233V258H232ZM101 257V256H100ZM125 257V258H124ZM217 257H219V258H217ZM224 257H225V259H224ZM230 257H231V259H230ZM116 258V259H115ZM179 258H180V260H179ZM184 258V259H183ZM208 260V262H206L207 260ZM215 258H216V260H215ZM226 258H229V260H227ZM237 258V259H236ZM239 258H242V259H239ZM95 259V258H94ZM150 259V260H149ZM157 259V260H156ZM163 259V260H162ZM192 261H191V260ZM196 259V260H195ZM233 259V260H232ZM236 259V260H235ZM239 259V261H237ZM97 259H95V261H96ZM123 260V261H122ZM149 260V261H148ZM188 260H189V262H188ZM194 260V261H193ZM211 260V261H210ZM214 260V261H213ZM223 260V262H221ZM233 262H232V261ZM241 260V261H240ZM244 262H243V261ZM92 261H93V259H92ZM125 261V262H124ZM130 261V262H129ZM144 261V262H143ZM160 261H161V263H160ZM204 263H203V262ZM169 262V263H168ZM171 262H176V263H171ZM180 262V263H179ZM212 262V263H211ZM228 262V263H227ZM241 262V263H240ZM32 264H41V262H39V261H37L36 259L35 260H33V262H32ZM94 264H100L98 261H97V263L95 262ZM196 264V263H195ZM250 264V263H249Z\"/></svg>", "mask_w": 264, "mask_h": 264}]
</instances>
